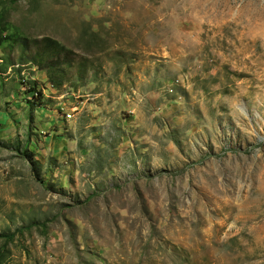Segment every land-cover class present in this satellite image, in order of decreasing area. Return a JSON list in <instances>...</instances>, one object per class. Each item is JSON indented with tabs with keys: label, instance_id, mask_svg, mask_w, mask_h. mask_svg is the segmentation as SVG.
<instances>
[{
	"label": "rangeland",
	"instance_id": "374dc122",
	"mask_svg": "<svg viewBox=\"0 0 264 264\" xmlns=\"http://www.w3.org/2000/svg\"><path fill=\"white\" fill-rule=\"evenodd\" d=\"M0 14L2 264H264V0Z\"/></svg>",
	"mask_w": 264,
	"mask_h": 264
},
{
	"label": "trees",
	"instance_id": "16d2710c",
	"mask_svg": "<svg viewBox=\"0 0 264 264\" xmlns=\"http://www.w3.org/2000/svg\"><path fill=\"white\" fill-rule=\"evenodd\" d=\"M5 20L3 17V14H0V46L3 45L7 38L4 36L5 32ZM37 48L39 49L36 56H34L31 59V62L35 63V65H38L39 67H45L49 70L48 73V79L49 82L52 83L57 88H62L64 81L58 80L57 78V71L61 70V67H63L64 60L66 57H68V54L70 53L69 49H66L65 47L61 46L52 39H42L35 43ZM40 51V55H39ZM5 250L0 249V264L3 258Z\"/></svg>",
	"mask_w": 264,
	"mask_h": 264
},
{
	"label": "built area",
	"instance_id": "2783aa9c",
	"mask_svg": "<svg viewBox=\"0 0 264 264\" xmlns=\"http://www.w3.org/2000/svg\"><path fill=\"white\" fill-rule=\"evenodd\" d=\"M26 84H28V83H26ZM28 89H30V88H28ZM30 95H31V98L36 100V99H38L40 94H39V92L31 89ZM39 100H40V98H39ZM73 117H74L73 114H69L70 119H73Z\"/></svg>",
	"mask_w": 264,
	"mask_h": 264
},
{
	"label": "bare ground",
	"instance_id": "6f19581e",
	"mask_svg": "<svg viewBox=\"0 0 264 264\" xmlns=\"http://www.w3.org/2000/svg\"><path fill=\"white\" fill-rule=\"evenodd\" d=\"M243 111L246 113V109L245 108H243Z\"/></svg>",
	"mask_w": 264,
	"mask_h": 264
},
{
	"label": "clouds",
	"instance_id": "9594fccd",
	"mask_svg": "<svg viewBox=\"0 0 264 264\" xmlns=\"http://www.w3.org/2000/svg\"><path fill=\"white\" fill-rule=\"evenodd\" d=\"M41 95V94H40Z\"/></svg>",
	"mask_w": 264,
	"mask_h": 264
}]
</instances>
